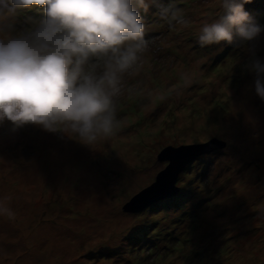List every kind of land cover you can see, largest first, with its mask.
Instances as JSON below:
<instances>
[{"label":"rangeland","instance_id":"1","mask_svg":"<svg viewBox=\"0 0 264 264\" xmlns=\"http://www.w3.org/2000/svg\"><path fill=\"white\" fill-rule=\"evenodd\" d=\"M159 2L189 23L139 10L149 44L123 77L113 137L91 147L0 121V205L14 213L0 214V264H264V100L245 68L250 46L264 61V32L200 47L219 0ZM244 7L264 26V0ZM44 18L39 6L18 9L0 38ZM211 138L226 145L189 163L172 198L122 210L167 167L163 148Z\"/></svg>","mask_w":264,"mask_h":264},{"label":"clouds","instance_id":"2","mask_svg":"<svg viewBox=\"0 0 264 264\" xmlns=\"http://www.w3.org/2000/svg\"><path fill=\"white\" fill-rule=\"evenodd\" d=\"M249 2L219 0L222 12L203 24L200 47L255 41L264 26L245 10ZM34 5L43 8L42 21L0 38V121H11L14 129L31 124L70 132L91 147L118 130L115 101L123 77L139 71L148 48L139 10L147 13L155 5L170 26L189 23L176 6L159 0H0V25ZM247 51L245 68L255 73V92L264 100V61L254 46ZM0 214L14 218L2 205Z\"/></svg>","mask_w":264,"mask_h":264},{"label":"water","instance_id":"3","mask_svg":"<svg viewBox=\"0 0 264 264\" xmlns=\"http://www.w3.org/2000/svg\"><path fill=\"white\" fill-rule=\"evenodd\" d=\"M225 145V141L211 138L205 143L183 144L177 147L171 145L163 148L158 155V160L167 161V167L156 175L155 181L150 186L143 188L127 201L122 210L127 213L139 212L165 198H172L179 191L176 183L179 174L184 171L186 166L200 155Z\"/></svg>","mask_w":264,"mask_h":264},{"label":"trees","instance_id":"4","mask_svg":"<svg viewBox=\"0 0 264 264\" xmlns=\"http://www.w3.org/2000/svg\"><path fill=\"white\" fill-rule=\"evenodd\" d=\"M155 205H158V203H156V204H152V205L150 206V208L153 207V206H155Z\"/></svg>","mask_w":264,"mask_h":264}]
</instances>
